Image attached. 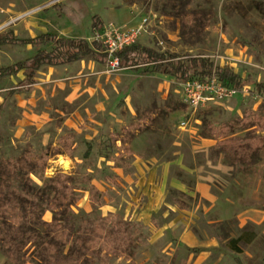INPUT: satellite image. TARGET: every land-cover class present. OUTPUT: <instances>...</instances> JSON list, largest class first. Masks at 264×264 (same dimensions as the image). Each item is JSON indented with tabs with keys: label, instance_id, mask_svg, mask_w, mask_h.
<instances>
[{
	"label": "rangeland",
	"instance_id": "374dc122",
	"mask_svg": "<svg viewBox=\"0 0 264 264\" xmlns=\"http://www.w3.org/2000/svg\"><path fill=\"white\" fill-rule=\"evenodd\" d=\"M57 1L75 10H56ZM97 19L123 28L146 19L138 44L203 54L233 67L242 86L195 111L176 79L110 71L91 57L43 66L29 92L11 97L23 73L0 78V162L33 163L29 177L40 187L70 176L74 235L110 230L100 220L109 213L125 222L133 241L89 264H264V97L256 88L264 0H0V33L22 38L49 32L92 43ZM43 48L51 45L1 46L0 67Z\"/></svg>",
	"mask_w": 264,
	"mask_h": 264
},
{
	"label": "trees",
	"instance_id": "16d2710c",
	"mask_svg": "<svg viewBox=\"0 0 264 264\" xmlns=\"http://www.w3.org/2000/svg\"><path fill=\"white\" fill-rule=\"evenodd\" d=\"M62 5L65 12L75 10L61 2L55 7ZM94 27L101 28L102 22L97 19ZM4 45L39 48L51 45V50L43 48L32 57L0 67V78L23 71V82L29 84L35 82L38 70L45 65L67 64L86 57L106 62L104 46L98 42L90 43L85 38L49 32L22 38L9 29L0 33V47ZM119 56L122 68L143 69L146 73L171 77L179 82L190 79L204 81L217 76L227 85L242 86L241 78L233 67L217 64L203 54L158 51L135 43L122 49ZM256 88L264 97V82L256 83ZM18 91L19 88H15L8 94L11 96ZM91 146L89 143L87 155ZM27 165L30 168L15 159L0 162V251L14 264H89L100 258L103 252L112 253L133 241L128 229H123L125 222L118 220L114 213L100 218L111 225L110 230L105 225H97L79 228L74 235L69 224L77 198L75 188L65 180L70 176L62 175L64 184L61 180H53L40 187L29 177L35 165ZM69 189L71 199L68 200ZM92 189L97 191L96 187ZM47 212L52 213L50 220L44 219Z\"/></svg>",
	"mask_w": 264,
	"mask_h": 264
},
{
	"label": "built area",
	"instance_id": "2783aa9c",
	"mask_svg": "<svg viewBox=\"0 0 264 264\" xmlns=\"http://www.w3.org/2000/svg\"><path fill=\"white\" fill-rule=\"evenodd\" d=\"M146 22V19L143 21ZM144 23L137 28H123L112 23L96 29L93 42L101 43L105 48L106 62L110 71L123 69L119 52L125 47L137 43L144 30ZM183 102L192 110H197L209 103H222L233 98L238 89L230 86L213 76L207 80L190 79L179 83ZM187 122L183 121L182 126Z\"/></svg>",
	"mask_w": 264,
	"mask_h": 264
},
{
	"label": "crops",
	"instance_id": "0c3cea01",
	"mask_svg": "<svg viewBox=\"0 0 264 264\" xmlns=\"http://www.w3.org/2000/svg\"><path fill=\"white\" fill-rule=\"evenodd\" d=\"M32 37H34V36H32ZM28 46H31V45H28ZM33 47V46H32ZM94 61H97V62H99V63H102L103 64V62H101V61H99V60H97V59H94ZM77 62V61H76ZM76 62H72V63H67V64H60V65H53L54 67L55 66H68V65H72V64H74V63H76ZM51 65V64H50ZM50 65H45V66H50ZM2 67V66H1ZM43 67V66H42ZM41 67V68H42ZM40 68V69H41ZM39 69V70H40ZM39 70H38V72H39ZM38 72H37V74H38ZM22 73H23V71H22ZM19 74V73H18ZM17 74V75H18ZM24 75V74H23ZM12 76H14V75H12ZM8 77H10V76H8ZM3 78H5V77H3ZM24 78V77H23ZM37 75H36V77H35V82L34 83H31V84H29V83H27V82H23L22 81V83H20L19 85H17L16 87H13V88H10L9 90H8V93H9V91L10 90H12V89H15V88H19V91L18 92H15V94H13V95H16V94H18L19 92H21L22 90H25V91H30V89H31V86L32 85H34V84H36L37 83ZM13 95H11V96H13ZM8 96H10L9 94H8ZM10 96V97H11ZM0 106H2V105H0ZM219 167L222 169H224L225 168V166L223 165V164H220L219 165ZM159 192H161V191H159ZM203 192L205 193V194H209V190L208 189H206V188H204L203 189ZM160 194V193H159ZM155 204V201L154 200H151L150 201V203L148 204V206L146 207V209L144 210V215H149V214H151L152 213V211H153V208H154V205ZM0 264H13L9 259H6L2 254H0Z\"/></svg>",
	"mask_w": 264,
	"mask_h": 264
},
{
	"label": "flooded vegetation",
	"instance_id": "af4514ba",
	"mask_svg": "<svg viewBox=\"0 0 264 264\" xmlns=\"http://www.w3.org/2000/svg\"><path fill=\"white\" fill-rule=\"evenodd\" d=\"M58 4V1L53 5V7H55V5H57ZM58 8H56V10H57Z\"/></svg>",
	"mask_w": 264,
	"mask_h": 264
}]
</instances>
